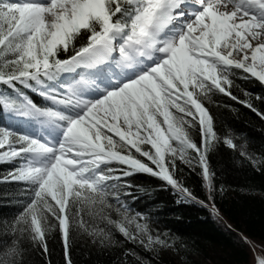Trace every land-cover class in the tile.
<instances>
[{
  "label": "snow or ice",
  "instance_id": "snow-or-ice-1",
  "mask_svg": "<svg viewBox=\"0 0 264 264\" xmlns=\"http://www.w3.org/2000/svg\"><path fill=\"white\" fill-rule=\"evenodd\" d=\"M237 79L264 85V0H0V111L10 121L0 125V183L15 185L18 205L0 218V264L50 255L53 234L63 264H74L77 237L120 249V264H150L126 242L174 249L128 203L140 173L223 219L211 157L227 147L264 173V150L218 127L205 104L222 93L264 122V95L241 99ZM233 231L264 264V244Z\"/></svg>",
  "mask_w": 264,
  "mask_h": 264
},
{
  "label": "trees",
  "instance_id": "trees-1",
  "mask_svg": "<svg viewBox=\"0 0 264 264\" xmlns=\"http://www.w3.org/2000/svg\"><path fill=\"white\" fill-rule=\"evenodd\" d=\"M238 88L234 94L241 99L244 91L264 95V85L237 79ZM259 104V101H256ZM217 126L232 129L246 138L250 147L257 152L264 150V122L246 106L233 101L225 94L213 95L205 102ZM10 123L7 114L0 111V125ZM216 170V183L223 185L225 192L217 196L220 219L210 208L191 201H184L176 190L162 180L149 174H137L133 179L128 203L135 210L148 214L154 229L167 233L175 240V249L190 260L191 255L201 254L209 264H252L253 249L241 241L237 231L249 237L256 245L264 244V173L251 165L239 162L232 149L222 147L211 157ZM7 165H0V174L6 172ZM185 184L201 199L206 193L199 176L188 166H183ZM15 185L0 183V218L10 217L17 209ZM135 198V199H133ZM229 225L231 227H229ZM127 247L136 248L150 264H180L170 254L154 255L131 242ZM183 245V247L181 246ZM50 255H42L36 250L31 255L32 264H63L62 242L57 234L49 239ZM74 264H120L123 256L120 249L102 252L93 247L87 238L77 237L72 250Z\"/></svg>",
  "mask_w": 264,
  "mask_h": 264
},
{
  "label": "rangeland",
  "instance_id": "rangeland-1",
  "mask_svg": "<svg viewBox=\"0 0 264 264\" xmlns=\"http://www.w3.org/2000/svg\"><path fill=\"white\" fill-rule=\"evenodd\" d=\"M256 254H264V249H261L260 247H256L255 249ZM165 254H170L173 257H175L180 264H209L208 261L204 259V257L201 254H193L190 257V260H186V258L182 257L181 254L174 248H170L167 250H161L159 251L160 256H163ZM252 264H256V256L253 254V260Z\"/></svg>",
  "mask_w": 264,
  "mask_h": 264
}]
</instances>
